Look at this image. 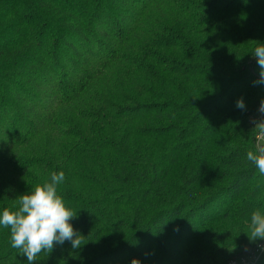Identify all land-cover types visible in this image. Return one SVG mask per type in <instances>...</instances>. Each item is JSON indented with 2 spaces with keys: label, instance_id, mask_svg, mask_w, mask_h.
I'll return each mask as SVG.
<instances>
[{
  "label": "trees",
  "instance_id": "1",
  "mask_svg": "<svg viewBox=\"0 0 264 264\" xmlns=\"http://www.w3.org/2000/svg\"><path fill=\"white\" fill-rule=\"evenodd\" d=\"M261 43L264 0H0V208L63 171L81 241L34 264H227L263 242ZM0 264H27L7 228Z\"/></svg>",
  "mask_w": 264,
  "mask_h": 264
},
{
  "label": "clouds",
  "instance_id": "2",
  "mask_svg": "<svg viewBox=\"0 0 264 264\" xmlns=\"http://www.w3.org/2000/svg\"><path fill=\"white\" fill-rule=\"evenodd\" d=\"M251 53L259 66L258 82L264 83V43L255 46ZM236 107H245L242 98L236 100ZM259 111L264 113V98L260 101ZM257 125L259 136L254 150L246 153V159L264 176V122ZM64 179L63 171L53 172L49 180L21 194L11 208H0V228L9 229L11 247L26 259L27 264H34L38 254L49 252L54 244L63 245L68 241L73 249L81 246L78 232L71 223L76 214L57 192V186ZM249 227L252 240H264V211L251 213ZM130 264H140V261L134 258Z\"/></svg>",
  "mask_w": 264,
  "mask_h": 264
},
{
  "label": "built area",
  "instance_id": "3",
  "mask_svg": "<svg viewBox=\"0 0 264 264\" xmlns=\"http://www.w3.org/2000/svg\"><path fill=\"white\" fill-rule=\"evenodd\" d=\"M257 136H259V133ZM263 251L264 241L245 250L242 256L230 260L227 264H256Z\"/></svg>",
  "mask_w": 264,
  "mask_h": 264
},
{
  "label": "rangeland",
  "instance_id": "4",
  "mask_svg": "<svg viewBox=\"0 0 264 264\" xmlns=\"http://www.w3.org/2000/svg\"><path fill=\"white\" fill-rule=\"evenodd\" d=\"M68 148H69V147H68V146H66V149H68ZM40 172L42 173V172H43V170L41 169L39 172H34V174H35V175H38ZM263 252H264V251H263ZM263 255H264V254H263Z\"/></svg>",
  "mask_w": 264,
  "mask_h": 264
}]
</instances>
